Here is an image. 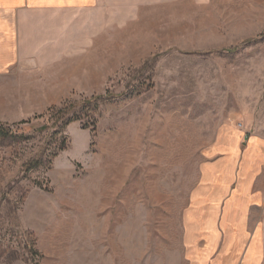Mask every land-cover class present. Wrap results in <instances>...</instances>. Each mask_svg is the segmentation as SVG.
Wrapping results in <instances>:
<instances>
[{
	"label": "rangeland",
	"instance_id": "rangeland-1",
	"mask_svg": "<svg viewBox=\"0 0 264 264\" xmlns=\"http://www.w3.org/2000/svg\"><path fill=\"white\" fill-rule=\"evenodd\" d=\"M103 2L0 77V264H264V0Z\"/></svg>",
	"mask_w": 264,
	"mask_h": 264
},
{
	"label": "crops",
	"instance_id": "crops-1",
	"mask_svg": "<svg viewBox=\"0 0 264 264\" xmlns=\"http://www.w3.org/2000/svg\"><path fill=\"white\" fill-rule=\"evenodd\" d=\"M103 3V0H0V77L12 70L21 79L29 76L32 79L38 76L40 68L52 67L70 57L71 33L80 25L76 16L95 15L101 25ZM24 88L6 91L0 88V98L15 101V93ZM25 92L37 89L29 87Z\"/></svg>",
	"mask_w": 264,
	"mask_h": 264
},
{
	"label": "trees",
	"instance_id": "trees-1",
	"mask_svg": "<svg viewBox=\"0 0 264 264\" xmlns=\"http://www.w3.org/2000/svg\"><path fill=\"white\" fill-rule=\"evenodd\" d=\"M86 102L87 99L83 100V106L89 104V103L87 104ZM53 110L55 111V115H53L54 119L52 125L57 126L59 129L63 130L70 122L73 121L72 118H69L67 116L68 111H66V109H61L63 110V114H59L58 113L59 109L57 108H54ZM77 113L78 111H75L74 115H77ZM64 148H65V141L63 140L58 146H56V150L54 154L56 155L57 152L64 150Z\"/></svg>",
	"mask_w": 264,
	"mask_h": 264
}]
</instances>
